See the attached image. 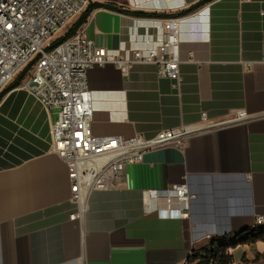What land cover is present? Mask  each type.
<instances>
[{"label":"crops","instance_id":"1","mask_svg":"<svg viewBox=\"0 0 264 264\" xmlns=\"http://www.w3.org/2000/svg\"><path fill=\"white\" fill-rule=\"evenodd\" d=\"M202 1H90L102 6L77 31L125 55L152 45L142 34L162 32L160 22L143 28L137 19L183 18L180 86L154 63H135L126 74L113 64L94 68L93 131L153 137L199 122L202 112L219 120L244 110L252 118L192 136L183 149L146 153L125 167L116 188L91 191L82 217L71 219L78 205L67 165L51 149L56 112L24 87L27 72L0 98V264H178L264 216V0ZM182 184L187 209L176 197L146 208L144 190ZM230 253L231 264H264V241Z\"/></svg>","mask_w":264,"mask_h":264},{"label":"built area","instance_id":"2","mask_svg":"<svg viewBox=\"0 0 264 264\" xmlns=\"http://www.w3.org/2000/svg\"><path fill=\"white\" fill-rule=\"evenodd\" d=\"M90 1L0 0V92L35 56L24 87L49 112L56 111L51 127V149L67 165L73 187L72 200L78 205L70 215L71 219L82 217L91 191L116 188L125 167L142 162L146 153L166 147L183 149L192 136L252 118L244 110L219 120L202 112L199 122L163 129L153 137L142 133L131 137L96 135L92 128L94 109L90 72L96 67L113 64L126 74L135 63H154L158 75L169 78L178 88L181 82L178 46L183 18L137 19L139 25L147 28L160 22L162 32L159 36L142 34L141 39L152 45L134 47L130 55L120 49L98 47L82 31L49 49L54 37L79 16ZM142 196L148 209L159 197L168 201L176 197L187 209L191 198L186 184L163 190H144ZM154 211L161 216L175 215L173 210ZM178 215L188 214L178 212ZM256 224H264V216H258ZM191 254L178 264H195Z\"/></svg>","mask_w":264,"mask_h":264},{"label":"trees","instance_id":"3","mask_svg":"<svg viewBox=\"0 0 264 264\" xmlns=\"http://www.w3.org/2000/svg\"><path fill=\"white\" fill-rule=\"evenodd\" d=\"M206 1L210 0H204L202 2ZM89 5L83 16L76 22H74L70 29L64 35L54 39L49 49L72 37L76 33L79 26L84 22L89 12L96 6H102V4L100 3L91 4L90 6ZM137 14L140 13L137 12ZM32 62L29 63V65H31ZM29 68L30 67H28L27 65L25 69L21 71L17 79L6 90L2 92L0 98L7 90H9L10 88H14L20 84L21 80L29 71ZM257 241H264V224L255 223L254 226L245 228L239 232L232 233L230 235L215 237L204 247L194 250L190 258L192 261L193 259H197V262L195 264H231L233 261V257L229 252L230 248H235L241 244H253Z\"/></svg>","mask_w":264,"mask_h":264},{"label":"rangeland","instance_id":"4","mask_svg":"<svg viewBox=\"0 0 264 264\" xmlns=\"http://www.w3.org/2000/svg\"><path fill=\"white\" fill-rule=\"evenodd\" d=\"M72 24H68L67 26L63 27L62 30L54 37V39H56V38L64 35L70 29V27L72 26ZM34 59H35V56L31 59L30 62H32ZM34 63H35V61H33L31 65H28V67H30L28 72H31V69L33 68V64ZM193 261H194L193 263H196L197 262V259H195V260L193 259Z\"/></svg>","mask_w":264,"mask_h":264}]
</instances>
